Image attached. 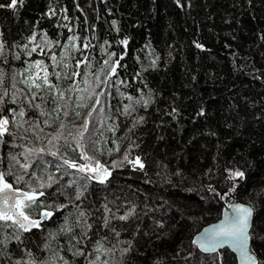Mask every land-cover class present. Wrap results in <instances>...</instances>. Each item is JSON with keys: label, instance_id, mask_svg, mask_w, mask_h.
I'll return each instance as SVG.
<instances>
[{"label": "trees", "instance_id": "obj_1", "mask_svg": "<svg viewBox=\"0 0 264 264\" xmlns=\"http://www.w3.org/2000/svg\"><path fill=\"white\" fill-rule=\"evenodd\" d=\"M0 45V115L10 121L0 171L24 190L58 181L33 207L34 219L53 213L40 228L0 232V264H237L227 248L205 254L193 243L235 201L254 208L251 250L264 264V0H23L0 8ZM85 119L88 155L111 172L103 183L57 171L60 157L78 158L72 137ZM12 157L31 164L27 173ZM235 170L244 177L229 179Z\"/></svg>", "mask_w": 264, "mask_h": 264}, {"label": "snow or ice", "instance_id": "obj_2", "mask_svg": "<svg viewBox=\"0 0 264 264\" xmlns=\"http://www.w3.org/2000/svg\"><path fill=\"white\" fill-rule=\"evenodd\" d=\"M23 3V0H10V3L7 5L0 4V8L8 7V8H15L17 4ZM49 12L52 15L56 14L55 9L50 8ZM67 19V17H65ZM113 25H116V21H112ZM66 26V25H65ZM119 31V29H117ZM77 39L76 37H69L70 41H73ZM107 43V41L105 42ZM120 44L127 46L128 39L125 38L119 42ZM88 44H85L84 47H88ZM196 47L200 48L202 45L197 44ZM3 48V45H0V49ZM36 49L33 48L32 51H35ZM31 55V52L29 53ZM116 53H111L109 56V61L111 60L112 56H115ZM53 60H55V56L52 57ZM120 59H123V56L120 57ZM109 61H105V65H108ZM79 63V62H78ZM120 60H116L115 64L111 67V72L115 74L116 67L119 66ZM152 65L155 66V61H152ZM43 66L42 61H36L35 67L41 68ZM31 67V66H30ZM53 75H58L57 73H53ZM73 75H78V73H73ZM49 73L46 70V66H44V75L42 77L45 84H49L48 81ZM37 77H39V73H37ZM98 79V77H97ZM29 81L31 83L29 84ZM24 83L29 84V87L35 86L37 89L41 87L39 83H36V79L29 76L28 79L24 81ZM50 87H54V85H50ZM5 95L7 93L5 92ZM35 95V94H33ZM62 95V94H61ZM129 101L135 102V104H141L146 108L150 104V99H144L143 96H141L139 99H135L131 96L128 97ZM3 102V97H0V103ZM13 103H15V97L13 98ZM97 103H99V100H97ZM39 107V105H37ZM14 111V110H13ZM131 111H135L133 108V105L131 103L124 105V113L130 114ZM175 111V109H174ZM0 112H2V109H0ZM67 114V113H65ZM202 114V113H201ZM25 115L24 111L21 110L19 112V116L23 117ZM89 116H91V112L89 113ZM144 120V117H139V119L135 123H142ZM47 123V122H46ZM9 118L7 116L0 115V140L4 137L5 134H9ZM89 121L85 119L84 124L81 126V128L78 130L77 134L72 137L76 144V149L79 150L78 152V158L79 160L85 161L84 163H78L77 159H70L65 157H60L62 160L61 165H57V171H60L62 167L66 166L67 169H74L77 173L83 174L81 179L82 180H99L101 183L105 182L108 177L111 175V172L108 170V168L102 164L99 160H96L95 157L88 155V151L85 148L84 141H85V133L89 131ZM135 126V124L133 125ZM61 129L64 128V125L61 124ZM62 133H57L53 139H60ZM71 135V133H69ZM51 143V141H50ZM65 143H67V138H65ZM74 149V151L76 150ZM118 150V147H117ZM33 150L29 149L28 154L25 155V159H30V154ZM37 151L43 153L45 150L43 148L38 149ZM52 155H59L58 152L52 153ZM12 160L19 164L20 168L27 173V170L29 167H31V164L29 163H23L20 164V161L16 157H12ZM124 160H126L128 163L132 164L134 167L139 166V168H144V164L141 161V158L139 156L135 157L132 160L128 159V153H125ZM113 167H115V162L113 164ZM12 175V172L9 170L8 172L0 171V232H3L5 230L11 229L13 232H30L34 228H40L41 227V221L46 220L50 218L53 213L49 211H44L40 214L39 219L33 218V207L38 205H43V201L39 200L40 197L45 196V191L43 189H46L48 187H51L53 183H58V181L55 179L54 176L49 175L48 182L45 183L42 180H39L38 178V184L37 187H32L30 182L27 183L28 190H24L21 188H14L13 184L8 181L6 178L7 176ZM33 176L35 173L32 174ZM244 172L240 170L230 171L229 172V179H237V178H243ZM14 180L19 183L21 181H25L24 176H15ZM70 184H76V180H71L69 182ZM214 191V189H213ZM230 191H235V188L231 189ZM228 193H224V195H227ZM83 196V192H78L76 199H80V197ZM47 207H52L51 205H48ZM59 207L63 208L66 207V205H60ZM232 208V216L230 218H226L225 220L221 221L220 224L214 225L211 229H205V234L201 237L200 241L194 240L193 243H198L199 247L203 252H212L216 253L218 249L223 248L225 245H231L234 246L240 253L241 256L244 257L247 261L250 262V264H257V261L255 257L250 253V251L247 248V243L250 238V228H252V222H253V207L251 205H244V204H236L231 205ZM106 210L110 211V209H107V206H105ZM79 215L83 217L85 215L84 212H80ZM133 213L130 211L127 214L123 216H119L118 219L120 220H128L130 216H132ZM109 220H104V227H108ZM87 227L90 229L92 225H87ZM61 231L71 232L72 228L70 226L68 227H62ZM112 231L115 232V229H112ZM117 236H119V232L115 233ZM87 236V233L84 234ZM16 239H19V235H16ZM99 244V241L97 242ZM99 250V249H97ZM127 251V250H125ZM31 255V253H29ZM75 255H84V252L80 249H77ZM191 255V254H190ZM99 259V257H97ZM16 264H21V261H17ZM28 264H35L34 261H29ZM65 264H67V261H65ZM89 264H96L95 261H90ZM105 264L107 262L105 261Z\"/></svg>", "mask_w": 264, "mask_h": 264}, {"label": "water", "instance_id": "obj_3", "mask_svg": "<svg viewBox=\"0 0 264 264\" xmlns=\"http://www.w3.org/2000/svg\"><path fill=\"white\" fill-rule=\"evenodd\" d=\"M15 188V187H14ZM236 204H244V205H250L244 201H235V202H232L231 204L225 206L221 212V215L218 219L212 221V222H209L207 223L204 227H202L198 232H196L193 236V240H196V241H200L201 237L205 234V229H209L211 231L212 227L214 225H218L220 224L221 221L225 220L226 218H230L232 216V208L230 207L231 205H236ZM254 208H253V217H254ZM253 224V222H252ZM250 238L248 240V243H247V248L248 250L250 251V253L255 257L256 261H257V264H258V257L257 255L251 250V228H250ZM198 250L202 253H205V254H209V253H212V252H203L201 250V248L199 247V244L198 243H195ZM224 248H228L230 251H232L235 255V258L237 260V264H250L249 261H247L244 257L241 256V253L234 247V246H231V245H225L223 248H220L218 250H221V249H224Z\"/></svg>", "mask_w": 264, "mask_h": 264}, {"label": "rangeland", "instance_id": "obj_4", "mask_svg": "<svg viewBox=\"0 0 264 264\" xmlns=\"http://www.w3.org/2000/svg\"><path fill=\"white\" fill-rule=\"evenodd\" d=\"M224 249H226V248H224Z\"/></svg>", "mask_w": 264, "mask_h": 264}, {"label": "bare ground", "instance_id": "obj_5", "mask_svg": "<svg viewBox=\"0 0 264 264\" xmlns=\"http://www.w3.org/2000/svg\"><path fill=\"white\" fill-rule=\"evenodd\" d=\"M259 263V262H258Z\"/></svg>", "mask_w": 264, "mask_h": 264}]
</instances>
